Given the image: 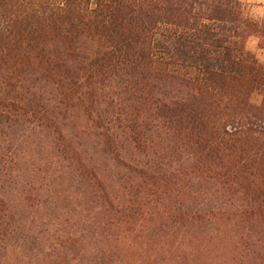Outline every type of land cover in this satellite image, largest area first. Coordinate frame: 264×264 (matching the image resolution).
<instances>
[{"label":"trees","instance_id":"trees-1","mask_svg":"<svg viewBox=\"0 0 264 264\" xmlns=\"http://www.w3.org/2000/svg\"><path fill=\"white\" fill-rule=\"evenodd\" d=\"M251 37L243 0H0V264H264Z\"/></svg>","mask_w":264,"mask_h":264},{"label":"rangeland","instance_id":"rangeland-1","mask_svg":"<svg viewBox=\"0 0 264 264\" xmlns=\"http://www.w3.org/2000/svg\"><path fill=\"white\" fill-rule=\"evenodd\" d=\"M245 3L248 4L249 16L261 22L264 27V0H246ZM260 43L264 45V38L251 37L248 40L247 47L264 62V47L260 48Z\"/></svg>","mask_w":264,"mask_h":264},{"label":"crops","instance_id":"crops-1","mask_svg":"<svg viewBox=\"0 0 264 264\" xmlns=\"http://www.w3.org/2000/svg\"><path fill=\"white\" fill-rule=\"evenodd\" d=\"M244 2L246 1V0H243Z\"/></svg>","mask_w":264,"mask_h":264}]
</instances>
